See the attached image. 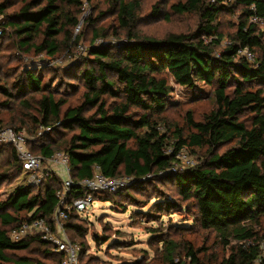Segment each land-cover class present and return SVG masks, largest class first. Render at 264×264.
I'll return each instance as SVG.
<instances>
[{
	"label": "trees",
	"instance_id": "obj_1",
	"mask_svg": "<svg viewBox=\"0 0 264 264\" xmlns=\"http://www.w3.org/2000/svg\"><path fill=\"white\" fill-rule=\"evenodd\" d=\"M104 1V14L116 21L112 34L115 41H107L109 35L99 33L98 17L87 18L93 37L85 62L79 60L64 70L72 72L84 88L80 104L61 112L66 99L56 98L49 90L43 93L45 85L33 71L23 72L13 83L17 92L28 90V97L42 92L34 105L41 115L34 120L36 126L71 133L69 137L62 133L65 138L60 144L46 137L42 140L41 132L34 133L29 150L44 158L56 152L67 155L75 183L91 178L95 170L107 177H128L130 188L148 181H172L177 200L162 199L156 205L184 214L200 228L214 231L224 250L216 262L201 261L189 246L186 254L190 264H256L259 244L264 243V33L249 19L256 15L264 20V0H232L231 8L227 6L230 0L177 1L170 10L178 15L196 13L198 27L192 33L168 34L163 39L138 31L142 0ZM15 2H0V15L7 21L2 24L0 38L6 35V28H11L19 49L49 58L59 54L63 46L69 47L72 35L68 28L78 25L83 0ZM15 4L16 9L5 15ZM235 6L241 12L231 42L215 53L222 37L218 15ZM152 8L151 15L157 16L159 9L156 5ZM60 35L65 43L58 39ZM203 36L211 41L206 43ZM245 47L253 52V61L238 55ZM77 66L80 68L75 72ZM170 79L191 90L199 83L211 90L213 108L200 120L187 111L186 131L166 116ZM70 85L77 88L74 83ZM0 93L13 96L3 85ZM20 102L26 103L25 99ZM0 124L25 131L22 125H7L1 120ZM169 147L172 151L166 154ZM0 148L9 149L14 167L22 172L14 148L8 144H0ZM182 148L195 154L197 163L173 169L175 153ZM60 189V180L49 174L39 185H18L0 201V264H46L36 257L12 255L18 251L38 252L43 247L40 251L51 260L50 264L61 262V254L40 236L18 241L9 237L13 228L30 219L31 212L33 217L49 220ZM76 192L73 189L71 193ZM116 193L102 192L94 198L108 202L111 199L106 194ZM78 216L70 210L64 227L70 241L80 248L78 258L82 264L84 242L76 239L87 230L78 223ZM159 242L164 261L173 264L178 244L165 238Z\"/></svg>",
	"mask_w": 264,
	"mask_h": 264
},
{
	"label": "rangeland",
	"instance_id": "obj_2",
	"mask_svg": "<svg viewBox=\"0 0 264 264\" xmlns=\"http://www.w3.org/2000/svg\"><path fill=\"white\" fill-rule=\"evenodd\" d=\"M9 1L16 3L15 0ZM83 1L78 25L68 28V34L72 35L69 47L63 46V50L54 58L19 49L18 38L11 28H6V35L0 38V85L8 87L13 93L11 98L0 93V120L7 125H22L30 139H34L36 135L34 133L38 134V132L43 135H41L42 140L46 137L47 140H57L58 144L65 138L62 133L66 132L63 130L52 132L35 125L34 120L40 119L41 115L34 110V105L40 94L48 90L53 92L56 98L66 99L61 112L81 103L84 88L73 78L72 72L64 70L79 60L81 63L85 62L86 49L93 37V28L89 26V21L85 20L98 17L96 25L99 33L109 35L105 40L115 41L112 34L116 28V21L113 16L104 14L107 10L106 2ZM177 1L184 0H142L141 21L138 26L140 34L163 39L168 34H189L196 31L199 23L196 13L178 15L170 10V5ZM209 1L211 0H206ZM17 5L9 7L5 15L11 14ZM154 5L159 9V14L153 17L151 10ZM232 5V0L227 2L228 7L231 8ZM240 12V7L235 6L230 12L225 10L219 13L217 22L222 37L214 49L215 53L231 42ZM100 13L103 14L99 16ZM3 22H7L4 15ZM257 27L264 33V20L257 24ZM202 38L206 43L211 41L210 37ZM58 39L62 43L66 41L61 35ZM100 39H96L95 42H99ZM79 68V66L75 67L74 71H78ZM25 71H33L39 75L45 85L43 89L46 90L30 97L26 89L17 92L13 83ZM73 83L77 88L70 85ZM169 84L171 92L167 97L166 116L173 125L186 131L188 130L185 121L187 111L192 112L195 120H200L202 115L213 108L212 94L208 86L199 83L196 89L191 90L176 84L172 79ZM23 99L26 103L21 105L20 100ZM66 134V137H69L71 133ZM37 149V145L34 144L36 152ZM185 152L197 163L195 154L188 150ZM13 164L9 149L0 148V201H4L15 187L28 182V176L20 170L17 171ZM118 192L106 194L111 199L108 202L97 199L87 213L78 216V223L87 230L83 237L76 239L84 242V252L80 259L82 264H167L163 258V245L159 242L161 238L172 239L178 244L173 254V264H190L186 254L189 246L196 251L201 261L216 262L222 257L224 250L214 231L200 228L184 214L164 210V206L156 205L162 199L177 200L172 181H148L137 184L134 188H130L128 184ZM179 203L182 206L186 205L184 202L179 201ZM40 250L18 251L12 255L36 257L50 264L51 260L45 259Z\"/></svg>",
	"mask_w": 264,
	"mask_h": 264
},
{
	"label": "built area",
	"instance_id": "obj_3",
	"mask_svg": "<svg viewBox=\"0 0 264 264\" xmlns=\"http://www.w3.org/2000/svg\"><path fill=\"white\" fill-rule=\"evenodd\" d=\"M249 20L256 25L263 21L256 15H252ZM2 24L3 16L0 15V36L3 33ZM238 55L248 61L254 60L253 52L247 47L241 49ZM31 140L33 138L30 139L23 129L16 130L0 124V144H8L14 148L17 159L22 165V172L28 176V183L39 185L49 174H54L60 180L61 189L57 192L58 203L49 220L33 217L31 212L30 219L13 228L9 237L12 241H18L27 236H40L54 252L61 254L62 260L59 264H80L78 258L80 248L70 241L64 227L69 211L74 210L78 215H84L96 201L95 194L116 193L126 185H130V179L128 177H107L95 170L91 178L75 183L70 175L67 155L61 152H56L48 158L34 155L28 148V142ZM171 151L172 148L169 147L165 153L169 154ZM175 159L173 169L182 170L195 166L194 159L187 155L183 148L177 150ZM73 189L78 192L71 193ZM259 248L260 255L255 260L256 264L264 263V243H260Z\"/></svg>",
	"mask_w": 264,
	"mask_h": 264
}]
</instances>
